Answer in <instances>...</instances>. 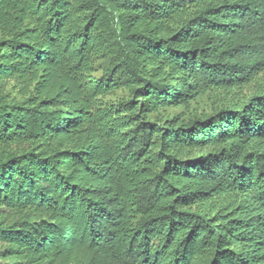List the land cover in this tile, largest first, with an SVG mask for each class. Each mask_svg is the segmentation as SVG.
Masks as SVG:
<instances>
[{
	"label": "trees",
	"instance_id": "1",
	"mask_svg": "<svg viewBox=\"0 0 264 264\" xmlns=\"http://www.w3.org/2000/svg\"><path fill=\"white\" fill-rule=\"evenodd\" d=\"M0 264H264V0H0Z\"/></svg>",
	"mask_w": 264,
	"mask_h": 264
}]
</instances>
